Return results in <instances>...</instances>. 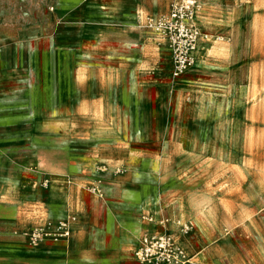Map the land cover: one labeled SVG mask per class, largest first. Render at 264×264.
<instances>
[{
    "label": "crops",
    "instance_id": "1",
    "mask_svg": "<svg viewBox=\"0 0 264 264\" xmlns=\"http://www.w3.org/2000/svg\"><path fill=\"white\" fill-rule=\"evenodd\" d=\"M105 1L110 15H94L89 5L99 10ZM213 2L196 18L208 32L202 44L217 33L203 16ZM161 3L0 0V264H138L140 238L161 232L173 235L189 264H255L247 249L227 246L228 229L221 232L235 225L230 203L217 197L241 193L233 185L240 169L215 151L214 137L206 162L192 149L200 131L214 136V123H167L185 75L172 81L161 64L167 49L136 26L137 16L160 15ZM92 17L109 18L111 27L96 28L94 45L72 46L70 35L90 32ZM54 35L66 37L57 56L40 45ZM125 35L131 40L119 47ZM229 51L215 42L207 60L199 61L198 49L196 61L206 68ZM69 217V239L29 245L30 233Z\"/></svg>",
    "mask_w": 264,
    "mask_h": 264
},
{
    "label": "rangeland",
    "instance_id": "2",
    "mask_svg": "<svg viewBox=\"0 0 264 264\" xmlns=\"http://www.w3.org/2000/svg\"><path fill=\"white\" fill-rule=\"evenodd\" d=\"M163 1L165 3L156 5L160 15L168 12L171 2ZM254 1L214 0L205 8V22L208 21L217 33L211 38L208 36V41L205 40L200 46L198 44L201 51L198 53L199 61H206L208 49L215 42L230 45L228 58L225 62H208L205 64L206 68L196 61L194 70L183 77L180 88L171 99L172 106L169 109L173 110L168 114L167 123L179 124L185 119L190 124L207 121L209 124L214 123V136L210 131H200L196 146L192 149L202 157L201 161L206 162L207 156L212 155L206 148L207 139L209 137V141H212L214 137L215 151L230 157L232 162L235 161L230 165L231 168L240 169L238 179L235 177L237 182L233 185L236 189L241 188V193L237 190L236 194L217 197L222 198L221 203H230V218L235 225L221 229L222 235L228 233V229L230 239L227 246L241 252L247 249L254 256L255 264H264V0H261V5ZM105 2L100 4L99 10L91 2L92 5L89 6L94 15L98 11L110 15V4ZM207 2L208 0L200 1L201 10ZM164 6L167 9L165 12ZM97 19L94 18L92 29L87 34L81 37L74 33L70 35L72 46L77 45L80 40H88L94 45L95 39H100V32H96V28L111 27L109 18ZM119 22L122 30L128 29V20ZM205 29L199 30L200 39L208 34ZM130 38L128 35L121 36L118 40L119 47L124 45V39L129 42ZM219 38L223 41H219ZM64 39L66 41V37L54 35L41 41L40 45H48L50 53L57 56L59 45ZM90 53L95 58L94 53ZM44 54L48 56V53ZM78 56L77 50L72 53V58ZM161 64L169 69L167 58H161ZM188 84L191 85L187 86ZM193 96L196 101L192 100ZM41 121L40 116L39 123ZM254 178L259 180L260 190L254 189Z\"/></svg>",
    "mask_w": 264,
    "mask_h": 264
},
{
    "label": "built area",
    "instance_id": "3",
    "mask_svg": "<svg viewBox=\"0 0 264 264\" xmlns=\"http://www.w3.org/2000/svg\"><path fill=\"white\" fill-rule=\"evenodd\" d=\"M200 12L201 5L196 0H171L166 14L136 17V26L153 33L158 43L167 49L168 75L172 81L179 80L195 67L194 53L201 37L196 18ZM91 190L98 192L96 188ZM148 220L153 221L151 218ZM74 221L75 218L69 217L40 227L29 234V245L37 246L47 236L55 240L69 239ZM180 230L186 234L190 226L180 225ZM134 256L138 264L190 263L183 251L176 247L173 235L167 232L145 233L139 240Z\"/></svg>",
    "mask_w": 264,
    "mask_h": 264
},
{
    "label": "bare ground",
    "instance_id": "4",
    "mask_svg": "<svg viewBox=\"0 0 264 264\" xmlns=\"http://www.w3.org/2000/svg\"><path fill=\"white\" fill-rule=\"evenodd\" d=\"M200 3V2H199ZM199 44V46H200V44H201V42L200 43H198ZM198 45H197V47H196V49H195V53H194V55H195V58H196V53H197V51H198V47H199ZM205 46V45H204ZM210 49H211V47H210ZM214 49V48H213ZM217 49H219V48H217ZM226 51V50H225ZM205 60V59H204ZM207 60V59H206ZM199 76V75H198ZM248 80V79H247ZM176 82V81H175ZM183 83H185V82H183ZM255 111V110H254ZM210 209V208H209ZM201 217V216H200ZM203 218V217H202ZM203 220V219H202ZM205 221V220H204Z\"/></svg>",
    "mask_w": 264,
    "mask_h": 264
}]
</instances>
